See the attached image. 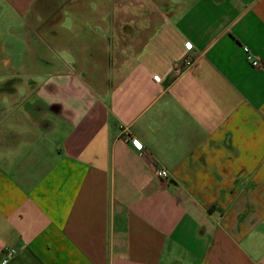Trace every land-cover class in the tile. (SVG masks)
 Wrapping results in <instances>:
<instances>
[{
  "label": "crops",
  "instance_id": "0c3cea01",
  "mask_svg": "<svg viewBox=\"0 0 264 264\" xmlns=\"http://www.w3.org/2000/svg\"><path fill=\"white\" fill-rule=\"evenodd\" d=\"M127 2L0 0V264H264V0Z\"/></svg>",
  "mask_w": 264,
  "mask_h": 264
},
{
  "label": "rangeland",
  "instance_id": "374dc122",
  "mask_svg": "<svg viewBox=\"0 0 264 264\" xmlns=\"http://www.w3.org/2000/svg\"><path fill=\"white\" fill-rule=\"evenodd\" d=\"M112 1V0H111ZM116 0H113V2L115 3ZM129 1V3L127 2ZM141 0H126L127 3H125L126 5L124 6V8H122L123 6H117V10L113 11L114 13V18L116 20H114V22L116 23H122L120 20H118V16L121 18H124L125 20H127L129 17L133 16V13L137 12V4L140 3ZM145 1L146 0H142V4H144V8H145ZM124 5V3H122ZM147 6V5H146ZM119 7V8H118ZM88 15L90 16V11H87ZM143 16L145 17H157V15H155V13L152 15H150L149 10L143 9L142 11ZM93 16V15H92ZM145 24H143L142 26V30H141V38L144 39L145 36L148 34L149 30L151 29V27L149 26L148 28H145L144 26ZM100 32V34L102 35V40L104 41V43H107V35H106V30L102 29L101 27H96ZM137 28V26H136ZM116 36V40H118V42L115 43V53L119 55V58H122L126 52H128L130 50V48H133V45H135L134 41L131 42H124L122 40V37H118ZM133 37V36H131ZM127 40V39H126ZM111 42V41H110ZM125 50V51H124Z\"/></svg>",
  "mask_w": 264,
  "mask_h": 264
},
{
  "label": "built area",
  "instance_id": "2783aa9c",
  "mask_svg": "<svg viewBox=\"0 0 264 264\" xmlns=\"http://www.w3.org/2000/svg\"><path fill=\"white\" fill-rule=\"evenodd\" d=\"M187 45L189 46V44L187 43ZM242 49L243 51L246 53V58H247V61H249V63L252 65V66H258L259 65V61L255 58H253L252 56L249 55V51H248V48L245 47V46H242ZM193 63V59L190 58V57H187V58H184L182 60V62L180 64H176L174 66V72L176 74H179L180 72L188 69ZM132 144L137 148V149H141V145L139 143H137L135 140H132ZM155 174L157 177L159 178H165L167 176V171L166 169L164 168H159L155 171ZM5 252L8 254V255H11L14 253V250L13 249H6ZM6 261V259H3L2 260V263H4Z\"/></svg>",
  "mask_w": 264,
  "mask_h": 264
}]
</instances>
